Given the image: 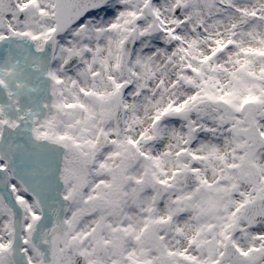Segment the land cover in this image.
Here are the masks:
<instances>
[{
    "label": "snow or ice",
    "instance_id": "snow-or-ice-1",
    "mask_svg": "<svg viewBox=\"0 0 264 264\" xmlns=\"http://www.w3.org/2000/svg\"><path fill=\"white\" fill-rule=\"evenodd\" d=\"M0 264H264V0H0Z\"/></svg>",
    "mask_w": 264,
    "mask_h": 264
}]
</instances>
